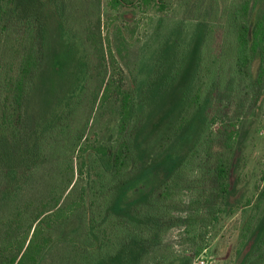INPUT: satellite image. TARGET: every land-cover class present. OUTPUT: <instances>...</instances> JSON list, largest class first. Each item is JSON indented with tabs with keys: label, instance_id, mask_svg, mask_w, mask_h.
Wrapping results in <instances>:
<instances>
[{
	"label": "trees",
	"instance_id": "obj_1",
	"mask_svg": "<svg viewBox=\"0 0 264 264\" xmlns=\"http://www.w3.org/2000/svg\"><path fill=\"white\" fill-rule=\"evenodd\" d=\"M168 2L108 0L104 17L102 0H0V264H189L160 246L168 231L182 226L197 255L221 214L250 206L236 195L241 133L217 97L228 82L264 83V5L232 0L135 58L119 18ZM52 27V98L29 131ZM157 166L156 186L126 202ZM253 238L240 264H258L264 219Z\"/></svg>",
	"mask_w": 264,
	"mask_h": 264
},
{
	"label": "rangeland",
	"instance_id": "obj_2",
	"mask_svg": "<svg viewBox=\"0 0 264 264\" xmlns=\"http://www.w3.org/2000/svg\"><path fill=\"white\" fill-rule=\"evenodd\" d=\"M231 1L219 0V7L228 6ZM107 2L108 0H102L104 17L110 14ZM256 5V7L263 6L264 0H256ZM216 8L213 0H169L163 12H157L156 8L146 13L124 12L119 21H122V31L125 33L128 47L135 52V58L146 57L172 28L182 25L184 31L189 33L199 17L207 16L206 19H209L214 16L217 9L220 13L222 8ZM114 14L112 13L111 16L115 17ZM159 20H162L160 27L157 26ZM220 36L217 38V43H220ZM57 54L58 42L52 27L51 49L43 59L41 70L26 105L25 122L29 131L34 128L37 116L47 109L52 98V68ZM217 99L224 109L227 108L224 110L227 115L223 118L227 119L230 115L241 133L239 143L242 169L239 171L240 183L236 195L238 198H251L252 201L250 206L234 214H221L217 223L211 227L203 250L197 255L196 248L191 249L182 244V226L168 231L162 237L160 246L170 247L176 257L189 258V264H240L251 250L255 230L264 219V197L259 199V193L254 191V185L261 176L258 163H264V83L252 86L247 78L237 80L235 86L228 82L226 88L219 92ZM151 152L154 153L155 150ZM160 168L161 166H157L148 172L144 170L145 175L127 191L126 202L142 197L152 190L161 177ZM259 184L261 188L262 183ZM187 213L180 211L176 216L184 219ZM254 258V263L264 264V245L260 252L254 253ZM146 262L153 264L149 256Z\"/></svg>",
	"mask_w": 264,
	"mask_h": 264
}]
</instances>
